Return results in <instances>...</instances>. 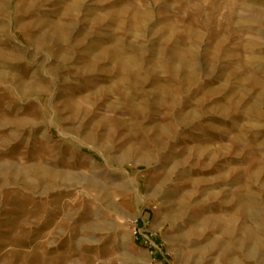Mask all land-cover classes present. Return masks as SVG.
I'll return each instance as SVG.
<instances>
[{
	"label": "rangeland",
	"instance_id": "374dc122",
	"mask_svg": "<svg viewBox=\"0 0 264 264\" xmlns=\"http://www.w3.org/2000/svg\"><path fill=\"white\" fill-rule=\"evenodd\" d=\"M135 220L264 264V0H0V264H161Z\"/></svg>",
	"mask_w": 264,
	"mask_h": 264
},
{
	"label": "built area",
	"instance_id": "2783aa9c",
	"mask_svg": "<svg viewBox=\"0 0 264 264\" xmlns=\"http://www.w3.org/2000/svg\"><path fill=\"white\" fill-rule=\"evenodd\" d=\"M137 220L134 221L132 232L136 235V239L140 242L141 246L146 247L148 251L149 259L150 260H159L162 263V260L166 259V255L163 251L162 244L156 243L152 239V234L146 232L145 230H141L138 227Z\"/></svg>",
	"mask_w": 264,
	"mask_h": 264
},
{
	"label": "bare ground",
	"instance_id": "6f19581e",
	"mask_svg": "<svg viewBox=\"0 0 264 264\" xmlns=\"http://www.w3.org/2000/svg\"><path fill=\"white\" fill-rule=\"evenodd\" d=\"M147 260H148V257H147Z\"/></svg>",
	"mask_w": 264,
	"mask_h": 264
}]
</instances>
